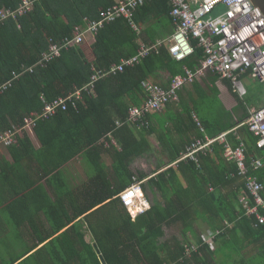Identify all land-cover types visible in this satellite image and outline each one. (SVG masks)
Wrapping results in <instances>:
<instances>
[{"label":"trees","instance_id":"1","mask_svg":"<svg viewBox=\"0 0 264 264\" xmlns=\"http://www.w3.org/2000/svg\"><path fill=\"white\" fill-rule=\"evenodd\" d=\"M22 1L0 0V10H15ZM118 3L104 0L101 7L105 10ZM84 4L80 0H35L32 12L1 23L0 86L11 82L14 73L35 68L53 44L72 38L75 28L83 25L84 19H99L100 15L94 17L90 11L84 12L83 7L87 6ZM160 4L171 18L169 0H149L134 15L139 29L150 21L151 8L153 12L154 6ZM138 35L139 30L133 29L126 20L107 24L96 35L97 44L93 48L96 59H91L92 48L86 42L63 49L47 69L28 73L14 81L7 91L0 92V136L20 130L16 144L7 148L15 162L9 164L4 158L0 159L1 185L11 189L23 186L16 196L17 202L8 205V213L26 215L27 193L46 180L55 202L48 199L49 209L39 208L49 225L46 231L44 225L35 227V234L44 233L46 239H50L64 231L49 244L65 247L64 257H59L64 264H264V225L259 224L254 215H247L241 203V198L249 193L246 180L238 175L237 164L225 159V147L214 145L213 152L198 156V164L186 161L173 166L192 137L203 136L191 117L194 113L212 139L233 132L229 138L239 148L240 136L247 147L249 175L256 176L264 185V152L257 149L258 139L243 125L250 116L248 106L261 103L264 83L260 82L263 85L260 96L247 91L244 99L233 88L239 102L235 111L224 107L220 92H211V96L197 92L184 118H175L171 122L173 126L163 130L168 133L163 141L170 151V160L160 162L153 177L132 170L137 159L150 156L152 147L148 141L144 137L139 139L133 127L116 130V122L126 120L132 106H141L146 101L143 83H154V78L164 70L170 73L172 82L183 74L184 67L195 69L205 60L204 49L197 46L195 40H192V55L183 61L173 59L163 46L139 65L99 80L90 92L83 91V101L78 102L77 109L70 106L67 111L59 110L53 117L39 120L32 129L25 128L27 117L34 112H44L43 96L49 102L68 97L90 83L94 69L107 72L122 60L135 56L141 46L136 43ZM218 79L220 77L214 75L213 82ZM213 105L219 107L212 112L216 114L213 119L202 114L209 112ZM154 116L151 115L149 121ZM141 130L154 133L152 127ZM32 131L41 142L39 150L30 137ZM113 131L120 150L115 145L112 149L98 145ZM174 133L179 136L174 137ZM108 154L113 159L112 171L105 163L104 155ZM79 156L89 163L95 176L78 190H71L63 181L61 170ZM253 159L261 160L262 168L255 169ZM30 161L38 164L37 173L41 177L28 187L25 177L29 178L31 172L25 171V176L23 172ZM135 179L143 182L144 196L151 204L148 211L136 218L117 198ZM19 203L23 206L17 209ZM250 204L255 205L253 197ZM25 223L26 218L9 227L13 233H22L26 230ZM199 227H205L206 233L208 230L215 236L214 244H218V249L206 242V233L199 236ZM173 228H179V234L169 237L168 231ZM87 233L95 237L93 242L85 241ZM74 235L79 240L72 241ZM44 241L40 239L41 244ZM191 248L195 250L188 255ZM20 260L22 257L6 264Z\"/></svg>","mask_w":264,"mask_h":264},{"label":"built area","instance_id":"2","mask_svg":"<svg viewBox=\"0 0 264 264\" xmlns=\"http://www.w3.org/2000/svg\"><path fill=\"white\" fill-rule=\"evenodd\" d=\"M147 1L149 0H121L113 7L102 10L99 19H84V24L75 28L72 38H65L61 43L53 44L51 50L44 53L41 62L35 68H26V71L20 74L14 73L11 82L0 86V92L7 91L13 86L14 81L28 73L35 74L39 68L47 69L49 64L60 57L63 49L82 45L88 36L98 35L107 24L126 20L133 29L138 31L133 18L137 10ZM169 4L175 28L171 37L149 45L142 44L135 56L122 60L120 64L112 66L107 72L94 69L90 83L68 97L49 102L47 97L43 96L44 112H34L32 116L27 117L25 128L32 129L38 125L39 120L49 119L59 110L67 111L70 106L77 109L78 102L83 101V91L90 92L99 80L124 73L128 68L139 65L152 53L159 52L163 46L168 48L175 60L183 61L194 51L192 40L204 49L205 60L195 69L184 67L183 74L173 78L169 88L152 82L143 83L146 101L141 106H132L127 119L117 121L116 129L125 126L149 129L151 115L161 113L169 104L177 102L182 88L209 73L219 76L222 80L230 81L235 92L242 99L247 95L244 85L245 76L264 83V13L253 0H169ZM220 6L225 7V12L217 18H209ZM34 8L35 0H23L15 10L1 9L0 24L9 19L27 15ZM195 122L203 137L190 142L174 164L186 161L198 164V156L213 152L214 145L225 147V159L237 164L238 175L246 180V190L249 193L241 198V203L247 209V215H254L259 224L264 225V185L256 176L249 175L247 147L240 136V146L236 148L229 138L233 132L212 139L206 134L202 124L196 120ZM244 125L248 126L249 131L258 139L257 149L264 152V107L251 110ZM18 132L20 130L16 129L1 135L0 150L16 144ZM113 134L110 132L107 136L113 138ZM252 166L260 169L263 163L259 159H253ZM142 185L143 182L135 179L132 186L117 197L135 218L151 208L150 202L143 194ZM251 197L254 198V206L250 204ZM215 239V236L211 234L206 242L213 245ZM192 250L195 249H189L188 255Z\"/></svg>","mask_w":264,"mask_h":264},{"label":"crops","instance_id":"3","mask_svg":"<svg viewBox=\"0 0 264 264\" xmlns=\"http://www.w3.org/2000/svg\"><path fill=\"white\" fill-rule=\"evenodd\" d=\"M103 1L104 0H80V2H83L87 5L83 7L84 12L90 11L91 15L94 17H99L101 11L104 10L101 7ZM108 1L119 2L121 0H108ZM160 11L162 15L161 14L158 15ZM165 11L166 8L162 4L156 5L153 8V12L154 13L157 12L158 14L154 15L151 8L150 19H149L150 21L144 23V25L141 26L140 29L138 28L139 38L136 43L139 46L142 44L145 45L153 44L159 40L167 39L173 35L175 29L174 24L172 19L166 15ZM147 28L148 30H146ZM96 38L97 36H88L87 40L85 41L86 44H88V47L92 48L90 50V52L92 53L91 55L92 60H94V58L95 59L97 58V56L94 55L95 52L93 53V48L97 44ZM245 78H248V76H246ZM213 81H214V75L209 73L204 77L196 79L192 84L182 88L179 91V100L177 102H172L161 113H156L155 116L153 115L154 117L150 121L151 122L150 128L151 127L154 128V133H147L146 131H143L138 128L135 129L133 127L137 137L139 139L144 137L148 141V144L152 147L151 151H149V155L153 158L152 162L155 165V171L157 170L158 163L164 160L167 161L170 160L168 156L170 151L169 149H167L166 142L163 141L165 135H167L168 133L166 131H165L166 133H164L163 130L169 129L170 126L172 127L173 124L171 122H173L175 118L177 119L178 117L184 118L186 111L187 110L189 111V109L192 107L191 101L192 98H196L197 92H207L210 96L212 95L211 92H220V99L226 109H228L229 111H235L236 109L239 108L238 99L233 93L234 90L232 83L228 80H222V79H218L216 82ZM153 82L164 88H169L171 83L170 73L165 70L161 71L160 75L158 77H155ZM251 108H252L251 106H248L249 112L255 109V108L252 109ZM259 108L262 107H258V109ZM238 112L239 115L242 116V112L240 111ZM191 117L198 130L195 120L202 124L201 120H199L198 116L194 113H191ZM178 136H179L178 133H174V137H178ZM30 137L34 142L36 149L38 150L41 149L42 145L38 138V135L35 132H33L30 133ZM105 137H103L98 142V145H102L101 147L105 149H112L113 145H115L119 148V150L121 149L120 145L118 144V140L114 137V134H113V138L109 136H107L106 138ZM198 138L192 137V140H190L188 144H186L184 151H182L181 154L185 152V149L190 144V142ZM145 156L140 157L143 161L142 166L144 168L148 166L143 159V157ZM104 157H105V163L110 170V167H112V160H113L112 156L108 154V155H104ZM2 158H4L7 162H9V164H13L15 162V159L9 149L0 152V159ZM174 163L173 166L176 165ZM28 164L29 165L25 166L23 175L25 176L27 174L25 171L31 172L28 173L30 179L28 177H25L27 180V186L31 187L32 184L35 181H37V178L39 180L41 176L40 174L37 173L38 172L37 163L30 161ZM132 167H134V164ZM61 172L63 175V181L70 187L71 190H76V189L78 190L84 184H87L92 177L95 176V174L91 170V166H89V163L85 162V159H83L81 156L77 157V159L71 161L66 166H64ZM147 173L151 175V177L156 176V174L153 173V171ZM60 181L61 179H58V182ZM9 182H10V178H9ZM22 189L23 186L20 187L19 185H17V187L14 189L13 188L11 189V187L8 186L3 187L0 182V264H6L7 262H10L14 259H18L19 257H22V260L17 261V263L15 264H60V263L64 264L59 257L60 256L64 257L66 252L65 247L62 244L60 245L58 244L56 246L49 245L53 240L57 239L60 235H62L64 231L60 235H57L50 239H46V234L44 233L35 234V227L42 228V226L44 225L45 227L43 230L46 231L47 225H49L48 218H46L45 213L43 211H40L39 208L49 209L48 199L51 203L55 202V197L53 196V193L48 187V181L44 180L41 185H36L34 189L31 191V193L30 192L27 193L28 203L26 206V215L19 214L16 216H12V214L8 213L7 207L8 205L17 202L15 201L17 199L16 196L18 194V191H22ZM14 190H17V192H14ZM148 192L151 193V190H149ZM60 193L61 192H59V194ZM64 197L62 198L63 201H64ZM20 206L23 205L19 203L16 208L19 209ZM24 218H26V223H25L26 230L22 231V233H13V231L10 229L9 226L12 223L14 224L22 223ZM85 236H86L85 241L89 243L95 240V237L90 233H87ZM76 237L77 236L74 235L72 241L79 240V238ZM41 238L45 240L43 244L40 243ZM32 247H34V249ZM214 247L215 249H218V244H214ZM53 258H56V260H53Z\"/></svg>","mask_w":264,"mask_h":264},{"label":"rangeland","instance_id":"4","mask_svg":"<svg viewBox=\"0 0 264 264\" xmlns=\"http://www.w3.org/2000/svg\"><path fill=\"white\" fill-rule=\"evenodd\" d=\"M225 12V7L224 6H220V7H218L210 16H209V18L210 17H212V18H217V17H219L220 15H222L223 13ZM244 85H245V87H246V89H247V91L248 92H253V95H255V96H257V95H259L260 96V94H262L263 93V85L259 82V81H257V80H254V79H252V78H244ZM264 106V95L262 96V99H261V103L258 105V106H251L252 108H255V109H258V107H263ZM217 108H219L217 105H213V106H211V108H210V111L209 112H206V111H204V112H202V114H205L206 116H208L209 118H211V119H213L214 117H215V113H212L213 111H216L217 110ZM251 108V109H252ZM205 110H208L207 108H205ZM212 113V114H211ZM33 132V131H32ZM84 159V158H83ZM143 159H144V162H146V164L148 165V166H146V168H144L143 166H142V163H143V161H142V159L140 158V159H137L135 162H134V167H132V170H133V172H145V173H147V172H150V171H154L155 170V165L153 164V162H152V157L151 156H145V157H143ZM85 162H86V160H85ZM160 163H158V165H159ZM109 165H110V163H109ZM179 228H173V229H171V230H169L168 231V233H169V237H171V236H173V235H175V236H177L178 234H179ZM206 233V231H205V227H199V230H198V234H199V236H202L203 234H205ZM207 237L206 238H209V237H211V234L212 233H208V230H207Z\"/></svg>","mask_w":264,"mask_h":264},{"label":"water","instance_id":"5","mask_svg":"<svg viewBox=\"0 0 264 264\" xmlns=\"http://www.w3.org/2000/svg\"><path fill=\"white\" fill-rule=\"evenodd\" d=\"M254 4L264 13V0H253Z\"/></svg>","mask_w":264,"mask_h":264},{"label":"snow or ice","instance_id":"6","mask_svg":"<svg viewBox=\"0 0 264 264\" xmlns=\"http://www.w3.org/2000/svg\"><path fill=\"white\" fill-rule=\"evenodd\" d=\"M129 195H132L131 193H129Z\"/></svg>","mask_w":264,"mask_h":264}]
</instances>
